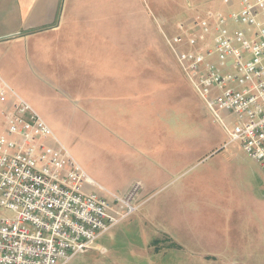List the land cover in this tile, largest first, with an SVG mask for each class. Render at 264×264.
<instances>
[{"label": "crops", "instance_id": "crops-1", "mask_svg": "<svg viewBox=\"0 0 264 264\" xmlns=\"http://www.w3.org/2000/svg\"><path fill=\"white\" fill-rule=\"evenodd\" d=\"M153 1L0 0V84L5 81L10 85L61 135L65 128L91 129L88 135L93 142L87 144L92 152L86 159L92 161V157L111 151L115 166L129 165L134 174L116 192L124 194L133 183H143L138 214L149 231L155 227L147 213H143L144 205L152 197L149 192L168 186L184 168L216 151L219 153L214 155L213 168L207 173H216L217 184L226 185V175L238 171L236 163H241V158L233 151H224L234 146L249 158L238 143H229L228 137L222 144L207 148L203 146L204 138L165 130L166 113L154 110L160 100L155 89L171 90L173 85L168 77H173V70L181 67L176 55L170 60L158 54L149 55V48L154 43L157 47L158 42L149 40V35L157 36L152 17L160 23L169 14L186 15L177 24L178 35L182 26L197 15L228 13L238 9L239 0H232L231 6L224 4V0ZM149 64H167L170 74L166 75L164 67L153 68ZM167 107L165 111L170 116ZM2 109L0 105V116ZM0 130L3 131L1 124ZM191 186L198 189L194 183ZM212 191L218 196L213 187ZM227 205L234 207V203ZM176 208L179 214L172 221L175 233L169 236L176 248L191 255V263L207 264L196 262L198 258L205 261L213 250L220 254L226 251L227 234L236 230L238 221L228 225L231 229L227 230L226 219L213 218L218 223L214 230V222L206 218L205 211L195 215ZM134 215L128 219L133 220ZM100 252L105 250L97 244V257Z\"/></svg>", "mask_w": 264, "mask_h": 264}, {"label": "built area", "instance_id": "built-area-1", "mask_svg": "<svg viewBox=\"0 0 264 264\" xmlns=\"http://www.w3.org/2000/svg\"><path fill=\"white\" fill-rule=\"evenodd\" d=\"M168 43L229 143L264 168V0L197 15ZM0 105V264H70L140 211L141 182L124 194L93 182L5 81Z\"/></svg>", "mask_w": 264, "mask_h": 264}, {"label": "rangeland", "instance_id": "rangeland-1", "mask_svg": "<svg viewBox=\"0 0 264 264\" xmlns=\"http://www.w3.org/2000/svg\"><path fill=\"white\" fill-rule=\"evenodd\" d=\"M186 17L184 14L182 16L169 14L163 16V22L160 23L155 16L152 17L157 28V36L149 35V40L158 42L157 47L154 43L153 48H149V55L158 54L168 60L173 59L175 54H172L174 51L170 49L168 39L176 35L177 24ZM149 66L164 67L163 71L167 72L166 75L170 74L167 64H149ZM173 72L171 74L173 77H168L169 83L173 85L172 91L166 87V93L163 88L155 89L160 100L156 102L159 106L154 110L155 112L157 110L158 114L163 110L166 113L163 119L165 130L173 131L180 136L204 138L203 146L207 148L222 144L227 134L222 126L214 121L204 102L188 82L182 67L181 70L179 68ZM149 82L155 81L149 80ZM151 92L149 90V94ZM164 97H166L165 103ZM150 99L149 97L148 101ZM167 106L170 108V116L165 111L168 109ZM148 107L151 108L150 105ZM90 130L65 128L64 134L61 135L58 130L52 129L56 138L66 148L71 149L73 155L78 158L77 160L94 181L99 182L108 191L121 194L118 193V189L122 188L126 178L134 174L133 169L127 164L115 166V159H111V151H101V155L92 157V161L89 158L86 159L92 152V148L87 144L88 141L93 142L92 136L88 135ZM66 138L69 140L68 144ZM197 148L199 150V147ZM228 148L224 152L237 153L241 163L240 161L236 163L235 169L238 171L234 170L226 175L225 178L229 181L226 185L217 184L219 176L215 175L216 173L210 176L207 173V170L213 168L212 164L216 159L214 155L219 153L216 151L208 158L184 168L179 176L173 177L168 186L157 187L156 190L148 193L152 197L144 205L143 213H147L148 219L154 223V229L149 231L140 215L136 213L133 220L126 219L120 222L97 241V244L105 250L104 253H98L97 257L95 250H92L77 256L70 264H193L190 261L191 255L176 248L175 241L169 236L175 233V225L172 221L179 214L176 207L195 215L205 211L206 218H211L214 222V230L218 228V223L213 218L226 219L227 230L231 229L228 225L239 222L236 230L227 234L226 242L229 246H226L224 253L220 254L217 250H213L211 255L205 258L206 262L198 258L196 263L264 264V169L258 163L249 158L248 160L240 150L233 149L234 146ZM204 174L208 175L204 177ZM192 183L196 184L202 192L198 189L194 190ZM212 187L218 196L214 195ZM221 201L225 203H220ZM227 203H234V207ZM214 237L216 238V234ZM195 246L198 245L195 244Z\"/></svg>", "mask_w": 264, "mask_h": 264}]
</instances>
